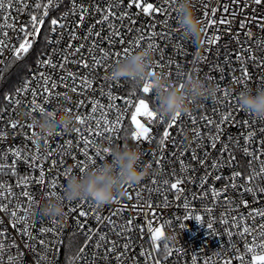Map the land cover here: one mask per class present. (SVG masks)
<instances>
[{"label": "built area", "instance_id": "built-area-1", "mask_svg": "<svg viewBox=\"0 0 264 264\" xmlns=\"http://www.w3.org/2000/svg\"><path fill=\"white\" fill-rule=\"evenodd\" d=\"M33 5L37 2L47 3L48 0H29ZM128 0H74L76 5L75 8L72 7L73 0H53V3L49 6V15L44 17V24L40 26L41 31L35 37H29L32 41V46L42 43L44 46V50L40 55L35 66L30 70L27 76L20 82L18 89L22 88L25 81L31 80L33 75L37 76V80H39L38 73L44 72L46 76L51 75V79L56 80L59 85V77L66 75L68 71H72L77 73L78 76H89L90 80H93L94 83L92 87L86 91L83 95H79L78 93H72L70 91L71 87L74 86L71 80L67 81L68 85V94L71 98V102H67L62 98L60 100L53 99L50 104L45 105L48 110H55L58 107H66L72 108L74 111L77 108V103L80 100L85 101V107L80 109V114H85V109H90V105L88 101L90 99H99L101 103L105 105L108 103L107 94L110 90V84L113 85L111 90L113 91V95H119L122 97H128L129 93L135 90L134 100H138L139 98H143V94L140 93V87H137L135 84L130 82L129 80H124V78L120 79V84L116 85L115 82L105 81L103 79L105 73L98 69L96 72H92L90 75L89 69H83L79 67L77 64L68 63L65 66L63 71L60 70L59 67L53 69L51 67H44L41 64V61L51 58L58 65L63 63L61 57L66 53H69L71 50L69 49V45H72V48L78 47L80 44L85 45V50L82 51L80 55L71 56L69 55V60H79L80 56H84L87 58V62L91 65L92 60L89 57L87 49L96 41L101 47L108 49V44L106 37L112 35L109 31V24L106 22L104 25L97 24V20L101 19V14L96 13L91 10V6L99 5L101 9H105L108 4L113 5V11L119 16L120 14L127 11L130 14L131 19H124L120 21L118 19H113L110 17V21L114 24L115 28L120 30L126 42L135 41L139 35L144 34L145 32L151 31L149 29L150 24H155L157 26V30L161 32H166V35L162 38H159L156 42L159 46V51H153V58L156 61L163 57L164 63H167L169 59L171 60V67H165L163 72L165 73H173L177 72V64L180 66L179 70L186 74L196 73L201 79L205 80L208 83L215 85L217 89V93L215 98L213 99H203L197 101L190 111L193 115L197 117L198 124L197 128L204 134V140L202 141L203 146L198 147V142L194 140L193 133V124L191 121L185 116L179 127H173L171 131V136L169 141L166 143L164 151L161 152L160 148V140L162 138V133L164 131V127L160 125L159 120L156 123H152L148 121V124L151 125L152 128V141L151 143L144 142L138 144L131 138V133L134 131V126L131 125L130 116L131 112L134 111V108L129 106L124 108L123 111L126 113L122 125L120 138L113 144H109V141L106 139H101L97 141L96 146L99 148L110 147L112 145H121L125 142L130 144L133 147H138L142 152V159L140 161V165L143 166L145 163L151 164V172L150 174L142 180L139 184L132 185V189H128V191L139 190L140 187L152 188L154 185L151 184L152 179H156L158 182H162L165 179L172 181V173L179 175H184L186 177H191L194 179L195 183H186L183 185L184 188L187 189V196L189 201V208L185 209L183 203L176 199L177 195H181L180 193L173 194V192H167V198L169 201V206H163V195L153 193L149 196L148 192H143V199L145 202L151 200L154 205V211L158 214L156 216L152 215V212L149 211L148 208H143V215H138V210H134L130 207L131 204L137 203L135 196H133L132 201H128L127 198H121L124 205H129L128 210L123 212V219L118 217H113L118 223H123L125 220L129 218V216L135 217L134 223L137 228L144 227V234L141 235L139 231L134 230L131 233V243H133L136 247L134 249L133 255L134 259L128 261V264H135V257L141 251L140 245L142 244L144 249L149 248L150 240L149 234L147 232V222L151 221L154 227H162L165 232L166 239L163 241L167 243L170 248L173 249L174 255L171 257L170 264H192L191 257L196 255L198 257L197 264H224V261L227 259H233L234 264H239L238 260H235L232 249L229 247L227 251H225L222 255H215L216 252H220L225 248L226 241L228 237L225 235V228L219 223L220 213L223 211V207L216 205V202L209 198L205 200H192L193 193H199L201 191L200 187H198L200 183L201 177L205 176V173H210V178L207 180V183L204 187L207 189L211 186H215L217 189H221L226 185H229V177L232 176L234 172H241L244 176H247L250 172L249 169V157L246 156L243 152V148L247 145L249 146V150L251 151V141H246L245 137L249 132H252L256 138V147H259L260 140L264 139V133L260 130L264 128V122H261L260 118L252 115H249L247 111L236 110L237 100L233 99L231 102L233 104V108L229 109L225 106L223 99V92L220 89H227L229 92L238 97V94L245 89L252 88H264V68L261 65L253 62V60L248 59L249 53L244 52L241 59L247 61L248 72L251 75V82L244 86L242 83H233L232 78L239 77L241 75V68L244 66L236 59V55L239 52L241 47V43H238L239 40L242 42L243 47L247 48L249 46L252 47L253 52L257 58L264 60V48H258L257 43L258 37H264V32H261L256 24H251L248 27L241 29V22L247 21L245 20L246 16H251L253 13V9H256L257 15L264 14V5L256 6L251 5V7L243 10L241 14H238L232 23L219 25V36L220 40L213 45H208L205 40L206 36L204 33V43L203 45H198L195 41L190 40L182 34V31L179 29L178 18L182 15L181 12H173L171 17H167L168 22L165 24L164 21L166 19V11L167 6L164 4V0H148V2H155L165 11L159 14H153L152 16H145L144 14L137 13L140 10L133 7L132 9H126L125 5ZM181 0H177L176 5L173 7H179V3ZM200 2L198 0H194L195 9L197 11L198 16L200 17ZM221 3V0H210V7L218 6ZM116 5H119L118 7ZM81 6L89 8V13L85 15L83 22H80V8ZM31 10H25L19 14L16 13L15 8L9 13L10 16L15 17L16 26L19 27L21 25H27L30 20L29 12ZM43 7L39 11H35L38 17L43 15ZM239 11V10H238ZM2 15V14H0ZM219 16L220 13H217ZM66 17V18H65ZM57 19L60 23L64 24V27L61 28L59 26L56 27L55 31H53V26L51 25V20ZM132 20H135L136 23L132 24ZM4 21L0 19V24ZM11 22V21H9ZM95 26L92 30L94 32H100L101 36L99 38L93 36L88 40H85L84 37L88 34L89 29ZM131 28L132 31H128ZM31 31V28L28 29ZM139 30V31H137ZM252 32V37L249 38L245 35L247 31ZM75 33L78 37L76 40L71 39V33ZM215 34V33H210ZM239 34V35H238ZM15 33L9 30V37H14ZM39 37V41H37ZM2 38V35H0ZM20 40L12 39L11 43L16 47L19 46ZM147 41L144 42L146 47ZM144 47V48H145ZM116 49L120 48L118 38L115 46ZM182 48V51L179 49ZM109 51H114L115 49H108ZM139 50V49H138ZM134 52V51H133ZM55 53V54H54ZM23 55V54H22ZM99 55V53H97ZM13 59V54L7 50L3 52V55L0 56V83L2 81L4 71L7 65H5L4 61H7V64ZM112 61L109 60V63ZM154 63V65H155ZM159 70V69H157ZM111 69L107 72V75L110 74ZM172 80L177 81L175 75L170 77ZM179 82V81H177ZM79 83V80H77ZM37 81L32 80L31 86L36 87ZM103 87V95H101L99 89ZM16 90V91H17ZM16 91L7 95L3 100L0 99V148L6 150L7 154L0 153V164H4L7 167H11L10 161L13 159L12 151H7L10 148L14 151L15 148H20L23 152L28 155H35L37 152L41 154H46L48 151V146L45 145L44 141L47 139L49 141V145L53 148L55 153H60L61 155H53L49 161H44L41 157L40 163L45 164V167L50 166L51 159H61L64 158L69 167H72L76 161L72 159V156H77V159H83V156L77 155V136L75 133L67 130V133H64L63 129H58L57 133H62L59 137L57 133L51 137L41 138L39 142H37L36 137L31 135V132L37 133V129L34 127L33 129H11L8 124L11 120H17L18 112L20 110L27 111L25 104L31 99L30 94L21 95V104L18 107H13L11 103L8 102V97H12L14 100L16 98ZM58 92L63 93L65 88L63 85H60L57 89ZM151 107L156 111L157 99L154 95L148 97ZM115 103L121 104L122 101L114 100ZM229 112L235 113V123L229 122L223 125V133L220 137V140L217 142L216 148L212 149L208 139V132L212 126H207L206 121L200 120L201 116L211 117L215 121H219L222 115L228 114ZM36 118H40L38 113L33 114ZM111 118H115V111L112 112ZM166 120H170V117H165ZM141 122H145L147 118L141 117ZM249 120L250 123L248 125H243V120ZM19 124H31L30 118H26L23 121H18ZM83 127L79 124L74 123V127ZM180 128L183 129V133H181ZM213 134H215V129L212 128ZM72 140L73 141V150L70 154H67V150L60 147L65 141ZM223 145L228 146V151L221 156V151ZM82 147V144L80 145ZM190 148L196 152L198 156V160H194L192 158L191 151L182 152L181 148ZM155 152V155L152 153ZM205 153L208 154L207 158L205 157ZM229 153L235 157V160L232 163H227L229 160ZM90 154H94V150H90ZM163 157L161 160V165H157L156 161ZM104 157L111 159L109 154H105ZM23 159V157H21ZM264 159V157H261ZM103 159H97L96 164L101 163ZM199 160H205L207 167L201 166ZM181 161H183L184 165H187V170H181ZM213 161H221L223 166L219 169H213L212 163ZM91 166V165H90ZM260 165L258 162L252 163V168L259 169ZM58 168H63V165H58ZM18 175H30L38 178L39 169L35 168L29 173V169L26 167L24 163H20L18 165ZM195 171H192V170ZM66 170V169H65ZM74 173H78V171H74ZM222 176L223 178L219 181L215 180V176ZM17 180V176H13L11 172L0 173V182L5 184H13V189L17 193H19L20 189L15 187V182ZM237 183L243 184L244 180H238ZM67 180L64 178L62 181L57 178V189L52 190L46 186L40 185H30L29 189L31 191L32 196L34 197V202L31 206H28L26 198L17 197L12 200V204L15 205L17 203L24 204L25 207L28 208V211L25 213L24 211L20 212V215H27L28 217V225L32 227L33 235L36 236V232L41 227L50 226L53 220L59 221L62 225H64V229L62 232V240L63 247L59 250L58 254V264H73L72 258L77 255L80 247L85 242V236L80 233V230L75 223L74 215L69 212L70 207H76L81 203L80 200L76 201H63L65 204V215L60 218H50L44 216L42 214V206L48 200L55 198L53 195L50 198L48 197V193L51 191H56L57 195H64V190L66 189ZM252 187L253 185H248ZM165 190L162 189V192ZM226 195L230 198L235 199L237 204H242L244 201L249 202L251 207H260L264 206V201L261 204L253 203V196L249 193H244L241 197L238 192L231 187H228ZM256 199L260 200V197ZM90 206L96 208L97 204L91 199H87ZM159 207H155V206ZM205 205L209 207H215L214 216H205V220L203 224H197V222L193 219L185 220V215L193 216L194 214H203V209ZM120 207L116 203H111L105 205L103 207L99 206L96 208L97 211L102 213L103 215H108L111 209H116ZM241 211L246 212V209L241 208ZM216 219L217 223L214 224V227L218 230L219 235L211 236L209 235L208 229L206 227L207 221L211 219ZM229 221H231L232 217H226ZM0 219H3L4 225L7 226V236L8 239H15L16 243L19 245L21 249L24 251V255L22 257L23 264H36L35 257L32 251H29L25 248V237H22L17 230H13L10 226V219L7 216H2ZM89 227L96 228L97 224L95 220L89 218ZM261 221L257 220L254 225V230H256ZM181 225H184L182 228ZM108 225L101 227L102 232L109 231ZM233 232L236 231L235 228L232 229ZM223 237V242L221 240ZM37 239H45L46 243L53 242L54 236L53 234H44L43 236L37 237ZM110 239L118 240L119 238L115 235H110ZM236 244V247L239 248V254L245 255V259L249 260L251 254L244 252V244L243 241L239 237L232 238ZM249 242L251 241V237L248 238ZM120 243H124L123 240H120ZM35 251L44 254L45 249L37 244H35ZM15 252V249H13ZM70 252V254H69ZM101 255L103 252L101 251ZM92 257V249H88V259L90 260ZM49 259H52L49 254ZM75 264H83L82 261L76 260ZM98 264H105L103 260L99 261ZM113 264L115 262L113 261ZM139 264H144L143 259L139 260Z\"/></svg>", "mask_w": 264, "mask_h": 264}, {"label": "snow or ice", "instance_id": "snow-or-ice-1", "mask_svg": "<svg viewBox=\"0 0 264 264\" xmlns=\"http://www.w3.org/2000/svg\"><path fill=\"white\" fill-rule=\"evenodd\" d=\"M107 3V0H105ZM200 2V0H198ZM53 3V0H48L47 3L43 5L39 2L34 5L29 2V0H0V19L4 22L0 24V56L3 55L5 50L11 52L13 54V58L15 60H19L22 57V54H27L29 49L32 48V41L29 37L37 36L42 26L45 22L44 17L49 15V6ZM177 0H164V4L167 6L166 11V19L164 23L168 22L167 17H171L173 12H181L180 7H173L176 5ZM261 6L264 5V0H221V3L218 6L210 7V0H202L200 3V18L203 21L205 27V42L208 45L216 44L220 40L219 25L231 24L232 20L238 14H241L243 10L251 7V5ZM117 7L119 5H116ZM43 7V15L37 16L34 14L35 11H39ZM72 7L75 8L76 5L73 0ZM126 9H132L135 7L140 10L137 15L140 13L145 16H152L153 14H159L163 11L158 4L155 2H148V0H128L125 5ZM15 8L17 14L24 12L25 10H31L29 12L30 20L27 25H21L19 27L16 26V19L13 16H10L9 13ZM89 8L81 6L80 8V22L82 23L85 15L89 13ZM91 10L96 13L101 14V19L97 20V24L104 25L106 22L109 24V31L112 35L106 37L108 49H115L114 51H109L108 49L101 47L96 41L90 45L87 49L89 57L92 60V64L90 65L87 62V58L84 56H80L79 60H69V55L77 56L85 50V45L80 44L78 47L72 48V45H69V49L71 50L69 53H66L61 57L63 63L59 65L54 62L51 58L41 61L42 66L51 67L53 69L59 67L61 71L65 69L66 64L74 63L83 69H89L90 73L96 72L98 69L102 70L105 75L103 79L109 82H115L116 85L120 84V80L110 79L107 72L109 69H112L113 65L118 63L121 59L126 58L130 53L136 51L138 49L144 48V42L147 41L146 47L153 51H159L158 43L156 42L159 38H162L166 35V32H161L157 30V26L153 23L148 27L151 31L145 32L142 35H139L138 38L133 41L126 42L120 30L116 29L114 24L111 23L110 17L113 19H118L123 21L124 19H131L130 14L125 11L124 13L117 16V14L113 11V5L108 4L105 9H101L99 5L91 6ZM239 10V11H238ZM217 13H220L218 16ZM66 18V17H65ZM245 22H241L240 28L244 29L251 24H256L261 32H264V14L257 15L256 9H253V13L251 16H246ZM11 21V22H9ZM132 24H135L136 21L132 20ZM51 25L53 26V31H55L56 27L59 26L61 28L64 27V24L60 23L57 19L51 20ZM29 27L31 31H29ZM92 28L89 29L88 34L84 37L85 40L90 39L95 36L99 38L101 36L100 32H94ZM9 30L15 33L14 37H9ZM128 31H132L131 28ZM139 31V30H137ZM215 33V34H210ZM239 35V34H238ZM245 35L249 38L252 37V32L249 30L245 33ZM20 40L19 46L16 47L11 43L12 39ZM118 42L120 45L119 49H116V43ZM71 39L76 40L78 37L75 33H71ZM258 48H264V37L257 38ZM238 43H241V47L239 52L236 55L237 61H239L242 65L241 75L239 77H233V83H242L244 86H247L251 82V75L248 72L247 61L242 60L241 57L244 52H248V59L253 60V62L261 65L264 68V60L257 58L253 52L251 46L245 48L243 47L242 42L239 40ZM182 51V48L179 49ZM99 53V55H97ZM55 54V53H54ZM109 60L112 62L109 63ZM5 65H7V61H4ZM165 67H171V60L167 63H164L163 57H160L155 65H153L154 70L159 69L163 72ZM177 72L175 74L169 72L168 76L171 77L175 75L177 81L183 84V81L186 76L190 75L183 73L179 70V65L177 64ZM2 71V69H0ZM51 75H45L44 72L38 73L39 80H37V76L33 75L31 80L25 81L22 88L16 91V98L13 100L12 97H8V102L13 105V107H18L21 104L20 96L23 94L25 98L28 94H30L31 99L25 104L27 109L26 114L29 117H35L33 114L38 113L40 116L42 114H50L54 113L55 110H48L45 105L50 104L53 99L60 100L61 98L67 102H71V98L68 94V85L67 81L71 80L74 86L71 87L70 91L72 93H78L79 95H83L86 91H88L94 81L89 79V76H78L77 73L72 71H68L66 75L59 77V85L56 80L51 79ZM36 80V87L31 86V81ZM79 80V83H77ZM124 80H128L124 78ZM63 85L65 91L60 93L57 91L58 87ZM113 85L110 84V90L107 94L108 103L105 105L101 103L99 99H90L88 104L90 105V109H85V114H80V109L85 107V101L80 100L77 103V108L75 111L72 108H67V110L71 113L75 114L74 123L79 124L83 127H75L72 129V132L77 136V155L83 156V159H77V156H72V159L76 161V163L69 167L64 158L59 160L51 159L50 166L45 167V164L40 163L41 157L44 161H49V159L53 155L60 156V153H55L53 148L49 145V141L45 139L44 143L48 146V151L46 154H41L37 152L35 155H28L23 152L20 148H15L13 151L11 148L7 151H12L13 159L10 161L11 167H7L4 164H0V173L11 172L13 176H17V180L15 182V187L20 189L19 193L14 191L13 184H5L0 182V217L7 216L10 219V226L13 230L19 231L22 237H25V248L29 251L33 252L35 257L36 264H58V254L59 250L63 247L62 240V232L64 229V225H62L59 221L53 220L50 226L41 227L37 230L36 236L33 235V229L30 225H28V217L27 215H20L21 211L25 213L28 211V208L25 207L24 204L17 203L15 205L12 204V200L17 197L26 198L28 206H31L34 202V197L31 194L29 189L30 185H40L46 186L52 190L57 189V178L61 181L70 176L74 171L83 172L90 165L94 166L97 162V159H103L105 154H109V147L99 148L96 146L97 141L101 139H106L109 141V144L115 143L120 138L121 125L122 121L126 115L123 111L124 108L129 106L134 108V111L131 112L130 121L131 125L134 126V131L131 133V138L137 142L138 144L152 141V128L151 125L148 124V121L152 123H156L158 120L160 125L164 127V131L162 133V138L160 140L161 152L164 151L166 143L169 141L171 136V129L173 127H179L182 119L186 116L191 123L193 124V133L194 140L198 142V147H202V141L204 140V134L198 130L197 124L198 120L195 115L191 112L187 113H176L175 115L170 117V120H166L165 116L159 114L155 111L150 104L148 99L149 96L154 95L157 99V94L151 88L150 80H147L140 87V93L143 94V98H139L138 100H134L136 95L135 90L129 93L128 97H122L119 95L114 96L111 88ZM101 95H103V87L99 89ZM223 92V99L225 106L229 109L233 108L232 100H237L236 110L241 111L244 110L242 106L238 103V97L229 92L227 89H220ZM114 100L122 101L121 104H117ZM115 111V118H111L112 112ZM249 115H252L250 111H247ZM141 117L147 118L145 122H141ZM200 120L206 121L207 126H212L215 129V134L212 132V128L209 129L208 139L212 149L216 148L217 142L220 140V137L223 133V125L229 122L235 123V113L229 112L228 114L222 115L219 121L213 120L208 116H201ZM261 122H264V118H260ZM250 123L249 120H243V125H248ZM8 126L13 129H33V124H19L16 120H11ZM64 133H67L66 129H63ZM181 133H183V129L180 128ZM264 133V128L260 130ZM62 133H57L59 137ZM3 135V133H0ZM31 135L36 137V133L33 131ZM246 141H251V151L249 150V146H245L243 148V152L246 156L249 157V169L250 172L247 176H244L241 172H234L232 176L229 177V185L224 186L221 189H217L215 186H211L209 188H205L204 185L207 183V180L210 178V173L206 172L204 177H201L200 183L198 187H200L201 191L199 193L192 194V200H205L211 197L213 201L216 202V205L222 206L223 211L220 213L219 223L225 228V235L228 237L226 241L225 248L220 252H216L215 255H222L227 249L230 247L233 251L235 260L239 261V264H264V206L260 207H251L249 202L244 201L242 204H237L235 199L230 198L226 195L228 187L236 190L238 194L242 197L243 194L249 193L253 196V203L261 204L264 201V139L260 140L259 147H256V138L252 132H249L245 137ZM37 142L40 139L36 138ZM82 144V147L80 145ZM63 149L67 150V154H70L73 150V141L67 140L62 145H60ZM90 150H94V154H90ZM182 152L192 153V158L194 160H198V156L196 152L190 148H181ZM228 151V146L223 145L221 156L224 155L225 152ZM0 153L7 154L6 150L0 148ZM155 155V152L152 153ZM208 154L205 153V157L207 158ZM23 157V159H21ZM3 157H0L2 159ZM163 157L156 161L157 165H161V160ZM235 160V157L229 153V160L227 163H232ZM258 162L260 167L259 169L252 168V163ZM20 163H24L26 167L29 169V173L35 168L39 169L38 178L30 175H18L19 169L18 165ZM199 163L203 167H207L205 160H199ZM58 165H63V168H58ZM223 166L221 161H213L212 168L219 169ZM66 169V170H65ZM181 170L182 172L187 170V165L183 164L181 161ZM192 171H195L194 169ZM172 181L168 179L163 180L162 182H158L156 179L151 180V184L154 185L152 188L140 187L139 190L128 191V196L126 197L128 201L133 200V196L137 203H133L130 207L134 210H138V215H143V208H148L149 211L152 212L153 216L158 215L154 211V205L151 200L145 202L143 199V192L147 191L149 196H151L154 192L157 194L163 195V206H169V201L167 198V192H173V194L180 193L181 195H177L176 199L183 203L185 209L189 208V201L187 196V189L183 187L186 183H195L194 179L191 177H186L184 175H177L175 171L172 173ZM223 177L215 176V180L219 181ZM244 180L243 184L237 183L238 180ZM248 185H253L249 187ZM128 189H132V186H129ZM162 189L165 190L162 192ZM65 191V190H64ZM50 198L55 195L57 198L63 199L62 196L57 195L56 191H51L47 194ZM260 197L261 199H256ZM114 203L120 205V207L116 209H111L108 215H103L96 208L90 206L87 199H81V203L76 207H70L69 212H71L75 217V223L77 224L80 233L85 236V242L80 247L79 252L75 257L72 258L73 264H75L76 260L82 261L83 264H98L99 261L103 260L105 264H128V261L133 260L134 257L131 255L134 253L135 245L131 243V233L136 230L139 231L141 235L144 234L145 228L139 227L137 228L134 220L135 217L129 216L127 220L123 223H118L113 217H118L123 219V212L128 210L129 205H124L123 202L119 199L115 200ZM155 207H159L158 205ZM241 208L246 209L247 211H241ZM215 207H209L205 205L203 209V214H194L193 216L185 215L184 219L187 221L189 219H193L197 222V224H203L205 220V216H214ZM67 215V213H65ZM231 216L232 219L229 221L226 217ZM89 218L95 220L97 227L91 228L89 227ZM259 220L261 223L258 228L254 230V225L256 221ZM217 223L216 219H211L207 221L206 227L208 229L209 235L218 236L219 232L214 227V224ZM108 225L109 231L102 232L101 227ZM183 228L184 225H181ZM235 228L236 231L233 232L232 229ZM7 226L4 225L3 219H0V264H23L22 257L24 255L23 249L19 247L16 243L15 239H8L7 236ZM147 232L149 234V248L144 249L143 245H140L141 251L136 254L135 264H139V260L143 259L144 264H170L171 257L174 255V251L169 247L167 243L163 241L166 239L165 232L162 227H154L151 221L147 222ZM53 234L54 243L49 242L46 243L45 239H37L39 236H43L44 234ZM110 235H115L119 239L112 240L110 239ZM239 237L244 244V252L251 254L250 259L246 260L245 255L239 254L240 250L236 247V244L233 237ZM249 237H251V241L249 242ZM120 240H123L124 243H120ZM223 242V237H221ZM45 249L44 254H40L35 251V244H37ZM92 249V257L88 259V249ZM15 249V252H13ZM101 251L103 255H101ZM49 254L52 259H49ZM192 264H197L198 257L193 255L191 257ZM207 264V261L205 262ZM224 264H234L233 259H227L224 261Z\"/></svg>", "mask_w": 264, "mask_h": 264}, {"label": "clouds", "instance_id": "clouds-1", "mask_svg": "<svg viewBox=\"0 0 264 264\" xmlns=\"http://www.w3.org/2000/svg\"><path fill=\"white\" fill-rule=\"evenodd\" d=\"M179 7L182 15L178 18V25L182 34L198 45H203L205 27L197 14L194 0H181ZM153 56V52L147 47L136 50L113 65L109 78H127L137 87L150 80L151 88L157 94L156 111L165 117L190 112L197 101L215 98V85L201 79L196 73L186 76L181 85L167 73L154 70ZM238 103L245 111L264 118V88L242 90L238 94ZM26 118H30L31 124L37 129L36 138L41 139L55 135L58 129L71 131L75 114L66 107H58L54 113L42 114L40 118H36L29 117L26 111L20 110L17 120L23 121ZM109 155L111 159L104 157L101 163L66 177L63 199L55 197L45 202L42 214L50 218L64 217L63 201L91 199L101 207L111 204L117 199L126 198L129 186L139 184L151 172V164L140 165V149L127 142L123 146H110Z\"/></svg>", "mask_w": 264, "mask_h": 264}, {"label": "trees", "instance_id": "trees-1", "mask_svg": "<svg viewBox=\"0 0 264 264\" xmlns=\"http://www.w3.org/2000/svg\"><path fill=\"white\" fill-rule=\"evenodd\" d=\"M44 50L42 43L36 44L29 49L27 54H23L21 59L14 58L7 64L2 81L0 83V99L3 100L7 95L14 93L20 82L28 75L30 70L37 63ZM70 254V252H69Z\"/></svg>", "mask_w": 264, "mask_h": 264}, {"label": "water", "instance_id": "water-1", "mask_svg": "<svg viewBox=\"0 0 264 264\" xmlns=\"http://www.w3.org/2000/svg\"><path fill=\"white\" fill-rule=\"evenodd\" d=\"M39 41V37H38V39H37V41L36 42H38Z\"/></svg>", "mask_w": 264, "mask_h": 264}]
</instances>
